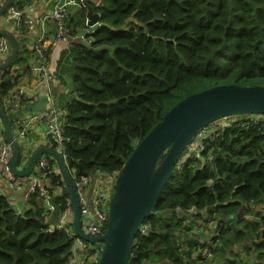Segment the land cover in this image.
Returning <instances> with one entry per match:
<instances>
[{"label": "trees", "instance_id": "trees-1", "mask_svg": "<svg viewBox=\"0 0 264 264\" xmlns=\"http://www.w3.org/2000/svg\"><path fill=\"white\" fill-rule=\"evenodd\" d=\"M91 6L100 25L85 35L89 42L71 47L75 96L63 108L64 154L74 179L80 168L93 186L102 174L120 172L136 145L192 94L224 84L264 85V0H100ZM81 8L76 26L84 27L87 9ZM29 57L21 44L14 64ZM9 68L0 71L1 98L18 86L19 75ZM185 152L139 228L129 263L197 264L179 252L177 233L191 230L189 218L209 216L219 230L218 264H264V212L250 206L264 205V121L241 118L206 140L203 162L181 166ZM20 159L18 166L22 152ZM64 184L53 173L49 193ZM37 197L31 194L22 212L0 194V264L69 263L77 236L49 226ZM66 199L58 201L61 210ZM87 202L93 211L94 202ZM191 207L195 213L186 216Z\"/></svg>", "mask_w": 264, "mask_h": 264}, {"label": "water", "instance_id": "water-1", "mask_svg": "<svg viewBox=\"0 0 264 264\" xmlns=\"http://www.w3.org/2000/svg\"><path fill=\"white\" fill-rule=\"evenodd\" d=\"M90 0L84 6L87 9L88 25H100L99 15L94 13ZM15 0H0V19L6 14ZM0 37L12 45L9 57L0 63V71L15 63L20 44L14 34L0 27ZM50 99L40 95L36 102L28 103L20 116H9L0 96V120L4 126V138L13 148L10 162L11 172L18 177H28L43 155L51 156L58 163L66 187L56 192L48 201L53 207L47 224L56 227L60 222L61 208L59 200L69 198L74 211V230L76 235L91 243H102L103 250L98 264H130L132 247L137 232L148 218L160 197L165 182L173 174L176 164L188 144L198 132L214 121L246 114L264 115V85L245 86L224 84L213 86L192 94L172 107L159 122L134 148L124 167L116 175L106 231L100 236L85 234L81 228V204L75 181L71 175L66 158L49 146H39L29 156L24 168H19L21 146L14 137L13 123L26 121L48 107ZM164 155L161 163L160 159ZM81 177L88 174L79 169ZM244 209V208H243ZM243 212V210H241ZM188 246L203 248L204 243L188 240Z\"/></svg>", "mask_w": 264, "mask_h": 264}, {"label": "built area", "instance_id": "built-area-1", "mask_svg": "<svg viewBox=\"0 0 264 264\" xmlns=\"http://www.w3.org/2000/svg\"><path fill=\"white\" fill-rule=\"evenodd\" d=\"M4 1V0H3ZM40 0H15L14 4L10 7L9 11L2 16L0 22H4L5 25L10 26L16 31L26 29L27 31L32 30L37 20L31 13L33 6ZM84 0H55L54 7L52 10L43 16V20H51L56 26V33L51 46L57 45L59 42H69L72 37V28L69 25L71 6H82ZM85 34L80 37V41H88L85 35L91 28L88 23L89 20L86 18L85 21ZM98 25H96L97 27ZM94 27V26H93ZM50 47H46L43 41L40 39L37 44L31 47H27L29 51L28 70L23 72L19 78L22 84L9 90L7 94L2 98V102L5 106L6 112L9 116L20 117L25 112V107L28 103L35 102L38 98V90L42 87L45 80L50 75ZM12 51L11 43L0 37V56H6ZM246 118L251 122L257 123L261 120L264 121V115L258 114H246V115H234L218 119L211 123L206 128L201 129L198 134L187 146V152L182 160L179 161L182 166L184 162L190 159L199 158L203 162L205 157L203 155L204 142L208 139L217 138L226 127H232L239 119ZM1 122L0 132V177L8 186L15 190H22L26 184L30 185L27 199L33 193H37L38 199L43 201L48 209V215L51 214L53 207L48 202L54 195L49 193L48 187L51 185V175L56 173L55 166L52 164L51 156L43 155L35 165L34 172L28 177H18L14 175L10 170V162L13 155V148L9 142H7L3 136L4 126ZM68 123L67 111L60 107H48L46 110L34 113L31 118L26 121H17L13 123L14 137L21 146V152L25 157V160L29 159L32 151L29 149V143L27 141L28 133L33 129L36 124L43 126L44 134V146H49L64 157L65 150V129ZM38 148V147H37ZM66 158V157H65ZM24 160V161H25ZM116 175L112 176V183L106 185L102 182L98 183L97 189H95L94 197V208L93 211L90 209L88 202L85 197V185L90 180L89 177H81L80 179H74L76 189L78 192L80 204H81V228L82 231L90 236H100L106 231V225L108 222V212L110 202L113 196V181H116ZM66 187H57L56 192H61ZM264 208V205H262ZM182 210V208H177ZM186 216L195 213L194 207L188 208L183 211ZM190 217V216H189ZM187 223H190L188 220ZM186 223V226H187ZM199 222L198 229L194 230V233L198 236L193 237L204 243L203 248L196 247L190 252L188 247L187 239L181 233H177V246L179 252L183 254H191V258H198L197 264H214L216 252L219 246V230L212 234V237L204 240L201 237L203 228ZM216 227V226H215ZM57 229L65 228L71 232V236L74 240V247L72 248V254L69 256L68 264H98L101 258V252L103 250V244L98 243V246L93 248V243L88 242L76 235L74 230V212L72 202L69 198L66 199L64 210H61L60 222L56 226ZM150 231L149 224H145L142 229V234H148ZM181 235V237H179ZM88 249L93 251L89 254L86 253ZM200 257V259H199ZM187 259V256H185ZM147 264V262H144Z\"/></svg>", "mask_w": 264, "mask_h": 264}, {"label": "crops", "instance_id": "crops-1", "mask_svg": "<svg viewBox=\"0 0 264 264\" xmlns=\"http://www.w3.org/2000/svg\"><path fill=\"white\" fill-rule=\"evenodd\" d=\"M88 3H95L94 0L87 1ZM55 0H40L37 2L33 8L31 13L37 20L36 26L26 33L22 30L16 31L10 26H7L0 22V27L2 30L14 34L20 44H23L26 48L34 46L41 39L46 47H50V77L45 80L42 87L38 90L37 96L39 98L40 95H46L50 99L48 107H60L65 108L67 102L72 100L75 96L74 92V84H73V73L75 72V64L73 59L71 58V47L80 41V37L85 34V28L82 25L76 26L81 21V17L83 18L84 12L81 6H71L69 8L70 12V20L69 25L72 28V37L69 42H59L55 46H51L55 38L56 26L51 20H43V16L49 13L54 7ZM97 5V4H96ZM84 6V5H83ZM96 29V26L89 28V30ZM11 53V52H10ZM10 54L1 57L0 63L6 60ZM28 70L27 63H19L14 64L11 68L12 75H19ZM18 84H22L19 81ZM37 98V100H38ZM36 100V101H37ZM35 101V102H36ZM34 103V102H33ZM47 107V108H48ZM0 125V132H1ZM16 132V130L14 131ZM27 141L29 143V149L33 152L37 147L44 146V134H43V126L40 124H36L33 129L28 133ZM28 160L23 162V165L18 166L19 168H24ZM56 162V161H55ZM57 163V162H56ZM55 171L57 174H61L60 167L55 166ZM62 175V174H61ZM102 182L103 184H111L112 176L102 174L101 177L97 180L96 185L88 192V200L92 204L94 200L95 189H97L98 183ZM30 185L26 184L24 188L20 191L15 190L8 186L6 182L2 180L0 177V194L5 196L10 203L19 211H25L29 208L27 194L29 193ZM253 211L264 212V208L262 205H253ZM243 210V209H242ZM242 212V211H241ZM50 215V214H49ZM48 215V217H49ZM250 217V214L247 215ZM252 219V218H251ZM250 219V220H251ZM251 263V259L247 264ZM216 264V263H214Z\"/></svg>", "mask_w": 264, "mask_h": 264}, {"label": "rangeland", "instance_id": "rangeland-1", "mask_svg": "<svg viewBox=\"0 0 264 264\" xmlns=\"http://www.w3.org/2000/svg\"><path fill=\"white\" fill-rule=\"evenodd\" d=\"M94 1H95V4H97V5L100 4V0H94ZM12 66H14V64L10 66L9 70L12 68ZM259 85H262V84H259ZM0 125H1V122H0ZM52 164L54 166L57 165V163L54 162V161H52ZM93 183H94V180L90 179L88 181V183L85 185V197H86L87 200H88V192L93 188ZM103 188H106V184H104ZM250 206L253 207L252 205H250ZM204 217L196 219V220H193L192 218H189L190 223H187V227H189L191 230H188L185 234H183V236L187 240L198 236L197 234L194 233V230L198 229L199 222H201L200 226L203 228V231L200 233L201 237L204 240H206L207 238L212 237V234L216 231V227H215L216 222H213L211 220V217H209V216H206V218H204ZM236 249H237V251H240V248H236ZM218 258H219V252H216V256H215V260H214L215 262L214 263L218 264ZM155 262H157V261H155ZM147 264H149V263L147 262Z\"/></svg>", "mask_w": 264, "mask_h": 264}, {"label": "clouds", "instance_id": "clouds-1", "mask_svg": "<svg viewBox=\"0 0 264 264\" xmlns=\"http://www.w3.org/2000/svg\"><path fill=\"white\" fill-rule=\"evenodd\" d=\"M188 240H198V239H196V238H192V239H188ZM188 240H186V241H188ZM199 242H201L200 240H198ZM201 243H203V242H201ZM197 246V245H196ZM189 247V246H188ZM198 248H200L199 246H197ZM204 247V246H203ZM192 259V258H191Z\"/></svg>", "mask_w": 264, "mask_h": 264}]
</instances>
